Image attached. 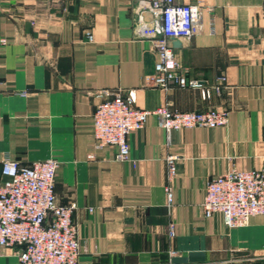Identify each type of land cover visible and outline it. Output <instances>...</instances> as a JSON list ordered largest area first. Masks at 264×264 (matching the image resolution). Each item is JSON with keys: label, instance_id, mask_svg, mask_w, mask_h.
<instances>
[{"label": "crops", "instance_id": "crops-1", "mask_svg": "<svg viewBox=\"0 0 264 264\" xmlns=\"http://www.w3.org/2000/svg\"><path fill=\"white\" fill-rule=\"evenodd\" d=\"M141 1L0 0V180L3 157L58 161L55 198L76 204L78 264H264V215L230 228L201 207L211 177L264 170V0H176L203 7L202 31L172 49L188 78L219 87L207 99L153 85ZM129 90L136 108L225 109L228 123L168 135L150 115L117 161L114 145L94 147L92 114L105 93ZM16 250L0 264H18Z\"/></svg>", "mask_w": 264, "mask_h": 264}, {"label": "built area", "instance_id": "built-area-1", "mask_svg": "<svg viewBox=\"0 0 264 264\" xmlns=\"http://www.w3.org/2000/svg\"><path fill=\"white\" fill-rule=\"evenodd\" d=\"M150 20H145V14ZM203 7L198 1L143 0L136 10L139 35L151 41L156 52L153 85L198 89L203 99L218 90L217 85L188 78L177 60L170 41L174 37L190 39L202 31ZM4 40L1 39V42ZM220 80L224 76L219 77ZM135 93H105L92 114L94 147L114 145V159L129 160L128 135L144 127L155 115L158 124L169 133L183 128L226 126L225 109L180 111L161 105L151 110L133 106ZM90 157L93 154H89ZM167 177L176 173L175 158H166ZM58 161L52 157L22 164L9 157L1 160L0 180V253L17 248L18 264H78L80 239L72 213L74 202L60 204L54 192ZM171 202L170 188L166 187ZM201 207L204 216L220 213L227 227H240L253 216L264 215V170H236L211 177L205 187ZM88 210H91L90 208ZM169 235L174 223L168 224Z\"/></svg>", "mask_w": 264, "mask_h": 264}, {"label": "water", "instance_id": "water-1", "mask_svg": "<svg viewBox=\"0 0 264 264\" xmlns=\"http://www.w3.org/2000/svg\"><path fill=\"white\" fill-rule=\"evenodd\" d=\"M183 40L182 37H174L170 41V46L171 47H177L181 44V41Z\"/></svg>", "mask_w": 264, "mask_h": 264}]
</instances>
